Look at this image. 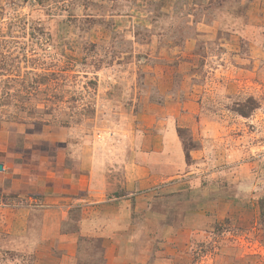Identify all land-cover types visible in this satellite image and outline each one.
Returning a JSON list of instances; mask_svg holds the SVG:
<instances>
[{"label":"rangeland","instance_id":"obj_1","mask_svg":"<svg viewBox=\"0 0 264 264\" xmlns=\"http://www.w3.org/2000/svg\"><path fill=\"white\" fill-rule=\"evenodd\" d=\"M0 164V264H264V0H0Z\"/></svg>","mask_w":264,"mask_h":264},{"label":"crops","instance_id":"obj_2","mask_svg":"<svg viewBox=\"0 0 264 264\" xmlns=\"http://www.w3.org/2000/svg\"><path fill=\"white\" fill-rule=\"evenodd\" d=\"M131 176H128V188H134L136 184L140 185L139 187L141 186H146L148 184L151 185V183L153 184H157L158 183V180L157 178H152L150 180V182H147V181H139L137 180L138 178H135V176H133L132 174H130ZM162 178V177H161ZM84 186H85V191H87V195L85 197V203L87 202L88 205H90V208L92 207V205H95V204H99V203H104L106 197H107V194L109 193V188H110V180L108 179H105L102 177L99 178L98 175H92L90 177H86L84 178ZM88 205H84L85 208H89ZM121 213H123V210L120 211ZM126 221V220H125ZM84 230H87V229H91L92 228V231L93 230H96L97 228H99V226L101 227L102 225V228L105 227V225L107 227H105L106 229L104 230H110V228H113L114 226V223H112V221H104L103 219H85L84 220ZM118 223H116V226H117ZM120 225V224H119ZM108 227H110L108 229ZM119 227V226H118Z\"/></svg>","mask_w":264,"mask_h":264},{"label":"water","instance_id":"obj_3","mask_svg":"<svg viewBox=\"0 0 264 264\" xmlns=\"http://www.w3.org/2000/svg\"><path fill=\"white\" fill-rule=\"evenodd\" d=\"M4 170V166L2 164H0V171Z\"/></svg>","mask_w":264,"mask_h":264}]
</instances>
